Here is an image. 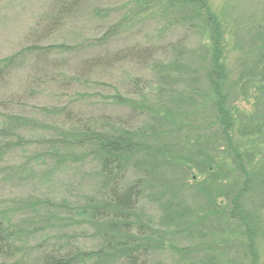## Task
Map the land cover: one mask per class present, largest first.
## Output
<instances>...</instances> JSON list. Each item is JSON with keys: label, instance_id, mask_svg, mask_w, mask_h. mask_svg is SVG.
Returning <instances> with one entry per match:
<instances>
[{"label": "rangeland", "instance_id": "374dc122", "mask_svg": "<svg viewBox=\"0 0 264 264\" xmlns=\"http://www.w3.org/2000/svg\"><path fill=\"white\" fill-rule=\"evenodd\" d=\"M208 6L222 35L225 133L205 78L211 28L194 5L0 0V212L27 233L17 262L42 242L103 245L119 220L81 210L109 185L90 138L109 128L142 145L118 182L141 190L128 221L136 264H251L246 226L264 264V0ZM170 155L195 165L162 161ZM205 159L211 170L196 166Z\"/></svg>", "mask_w": 264, "mask_h": 264}, {"label": "trees", "instance_id": "16d2710c", "mask_svg": "<svg viewBox=\"0 0 264 264\" xmlns=\"http://www.w3.org/2000/svg\"><path fill=\"white\" fill-rule=\"evenodd\" d=\"M170 1L179 4L194 5V15L198 18L201 17L211 28V67L208 69L205 78L207 79L210 89L215 97L214 104L217 109L216 116L218 123L224 125V131H222V133H225L231 125L229 122L225 123V117L229 114V111H225L222 108L223 96L221 90L225 79V70L222 63V35L219 28V22L211 13L208 6V0ZM13 119L15 120L16 118ZM19 121L26 123V119H21ZM134 136L135 133L129 130H122L117 133L109 128H104V130L97 129L90 137L93 141L92 144L95 145L99 154L98 157L95 156L100 165V169H98L97 173H99L102 178H105V182L109 185L105 192L100 188L99 194L98 192L96 193L99 202L98 200L95 201V198H90L89 203L91 204L87 203L83 205L81 210L82 214L91 218V221L94 220L95 222L98 221L97 219L100 220V218H113V220H119H115L118 222L114 223L110 222L107 226L109 230H106L105 228L103 229L106 230L103 232L105 234L104 243L98 248V250H82L73 241H66L65 243L53 242L52 244H49V242H42L37 247L31 249L30 259H27L24 262H17L18 260L16 256L17 254H20L21 251L20 245L18 246L17 243L24 242L27 233L25 230L23 231V227L17 228L15 225L6 222L2 216L3 213L0 212V264H84L85 262H88L89 258L94 259V257H96L95 259H99L98 261H100L101 264L109 263V259L111 258L122 262L118 264H129L130 261L132 264H136V260L133 259L135 258V251L140 250L142 244L133 243L134 241L131 238V233L128 230L132 224L128 221H130L133 216V208L135 207L136 201L141 193L140 187L137 185L139 181L134 182L127 187H123L122 189L118 187V182L123 179L125 175L128 160L135 154L137 149L142 147V145H133L132 137ZM84 141L85 137H77L74 141V145L81 146ZM163 153L164 152L161 154L164 155ZM155 155H157V153H155ZM179 159L182 162H188L187 164H194L193 160L187 156L186 158L184 157L185 161L181 158ZM162 161L171 162L173 164L181 162L176 160L172 155L164 158ZM203 161L204 165L203 163H196V166L199 164L200 167L204 169L207 168V170L213 168V160L205 159ZM238 193L240 195V192ZM100 204L103 205L99 207ZM237 206L238 203L233 200V207L237 208ZM230 214L231 217L237 218L239 223L246 226L247 223L242 221V218L239 217L237 212H231ZM110 226H113V228ZM244 230L243 236L247 237L245 247L252 257L251 264H253V261H255L257 257L255 255L254 231L250 230L247 226ZM121 232L124 233L122 234ZM30 252H28L26 257ZM91 264L93 263L91 262Z\"/></svg>", "mask_w": 264, "mask_h": 264}, {"label": "bare ground", "instance_id": "6f19581e", "mask_svg": "<svg viewBox=\"0 0 264 264\" xmlns=\"http://www.w3.org/2000/svg\"><path fill=\"white\" fill-rule=\"evenodd\" d=\"M90 220H91V218H89ZM72 238V236H68V240H70ZM58 243H60V242H58Z\"/></svg>", "mask_w": 264, "mask_h": 264}]
</instances>
